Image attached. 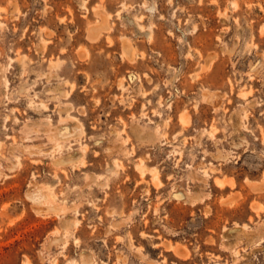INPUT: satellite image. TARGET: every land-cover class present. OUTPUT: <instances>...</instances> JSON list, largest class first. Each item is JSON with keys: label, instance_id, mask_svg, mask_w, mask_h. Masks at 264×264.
Returning <instances> with one entry per match:
<instances>
[{"label": "rangeland", "instance_id": "obj_1", "mask_svg": "<svg viewBox=\"0 0 264 264\" xmlns=\"http://www.w3.org/2000/svg\"><path fill=\"white\" fill-rule=\"evenodd\" d=\"M263 177L264 0H0V264H264Z\"/></svg>", "mask_w": 264, "mask_h": 264}, {"label": "bare ground", "instance_id": "obj_2", "mask_svg": "<svg viewBox=\"0 0 264 264\" xmlns=\"http://www.w3.org/2000/svg\"><path fill=\"white\" fill-rule=\"evenodd\" d=\"M124 4V3H123ZM124 6V5H123ZM109 14H107V15H105L103 12L101 13V19L100 20H98V23L97 24H94V25H92V26H90V28H89V31H90V33L89 34H91L92 35V37H97L98 36V34L100 33V31H101V29L102 28H104L105 27V25H106V22H107V19H108V16ZM140 17V16H139ZM140 19V18H139ZM138 19V20H139ZM107 26H108V24H107ZM138 26H139V29H140V31L141 32H145L147 29H145V27L142 25V24H138ZM106 28V27H105ZM109 28V27H108ZM150 29V28H149ZM150 33H151V31H150ZM150 35V34H149ZM148 35V36H149ZM91 37V36H90ZM134 47H133V45L131 44V42H130V40H128V39H126V40H124L123 39V54L124 55H126V56H128V58H130V59H132V58H134ZM30 103V102H29ZM36 103V102H35ZM40 105V104H39ZM237 114V113H236ZM235 116V115H234ZM237 116H239V115H237ZM237 116H236V119H237ZM233 118V117H232ZM233 119H235V118H233ZM181 120H182V122H186V119H185V116H183V117H181ZM239 121H240V119H239ZM233 122V121H232ZM234 122H236L235 120H234ZM234 126H235V124H234ZM79 128H81V125L78 123V122H70V124H69V126L68 127H66V128H64V129H59V131H58V135L57 134H53V136L54 137H62V136H65L64 134H66V136L68 135V136H70L71 134L73 135V133L76 131V130H78ZM69 129H70V131H69ZM52 136V135H51ZM67 136V137H68ZM240 136H241V134H240ZM237 143V142H236ZM54 145H55V148L54 149H59V148H61V143L59 142V141H56V143H54ZM54 147V146H53ZM60 150V149H59ZM85 150V147H82V148H80L79 149V153H78V151H77V153L76 154H81L82 155V153H83V151ZM75 154V155H76ZM75 155H73L72 157H74ZM67 156V155H66ZM217 156L218 157H227V155L226 154H224V153H222L221 151H218V153H217ZM62 160H64L61 156H59L58 158H56V161H58V162H60V161H62ZM63 162V161H62ZM69 162V161H68ZM115 164L116 163H119V162H117L116 160H115V162H114ZM140 164H142V161L140 162ZM203 173H205L206 172V170L205 169H203ZM156 171H154V173H153V175L154 176H156ZM157 177V176H156ZM154 179H155V177H154ZM262 181V182H261ZM260 182H261V186L262 187H264V177H263V179L261 180ZM216 182H217V180H216ZM219 183L220 184H222L223 182H221V181H219ZM52 189V188H51ZM197 194V193H196ZM195 194V195H196ZM45 199H47V200H54V198H55V194L53 193V190H49L45 195ZM69 222H70V220H65V222H64V224L65 225H68L69 224ZM74 223L76 224V223H78V221H74ZM67 231V230H66ZM261 240H262V238H261ZM260 240V241H261ZM180 250V249H179ZM181 251H183V250H181ZM85 258H87V259H89V257H88V254L86 253L85 254ZM87 262V261H86Z\"/></svg>", "mask_w": 264, "mask_h": 264}]
</instances>
